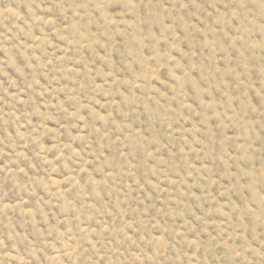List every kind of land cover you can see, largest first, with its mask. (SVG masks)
<instances>
[{
  "label": "rangeland",
  "instance_id": "374dc122",
  "mask_svg": "<svg viewBox=\"0 0 264 264\" xmlns=\"http://www.w3.org/2000/svg\"><path fill=\"white\" fill-rule=\"evenodd\" d=\"M0 264H264V0H0Z\"/></svg>",
  "mask_w": 264,
  "mask_h": 264
}]
</instances>
